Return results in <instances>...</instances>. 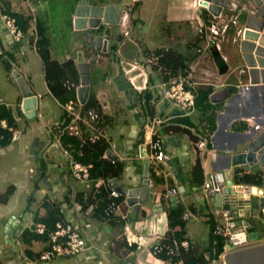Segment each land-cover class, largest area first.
Segmentation results:
<instances>
[{
	"label": "crops",
	"instance_id": "1",
	"mask_svg": "<svg viewBox=\"0 0 264 264\" xmlns=\"http://www.w3.org/2000/svg\"><path fill=\"white\" fill-rule=\"evenodd\" d=\"M38 1L39 0H37V2ZM116 1L118 0H108L103 3V0H91V2H88V4H112L116 7L119 14L124 10H127L128 7L130 16L128 35L123 36L121 33L120 35L119 33H116L115 35V25L109 27L106 24L100 22L99 27H101V31H99V28H93L90 30V32L94 36H101L107 39V51L101 52L89 47V45L85 42V35L89 32L87 27L85 29H77L81 32L80 37H77L76 34V39H69L70 42H68L69 48L74 47L71 49L73 54L70 53V49H64L62 53L63 59L59 57H52L50 48L54 46L51 42V36L47 34V29L46 26H44L42 19L36 15V6L32 0H29L28 2L29 9L22 7L23 2L21 3V0H5L4 4H6V8L3 9V11L10 14L13 13L12 15L16 17L17 22V15L19 17L22 16L25 20L27 19L28 27L26 30L29 31H31V20L33 18H35L37 21H40L42 28L45 29V35L49 40V54L52 59H55L59 62L73 59L76 62L78 53L81 52L84 62L89 64L90 72L91 68L99 73L102 72L101 74L103 76V83H100L96 88L94 86H96L98 82L93 84V79L91 80V73H89V89H91V91L95 94V97L101 106L102 113L105 114L110 120L108 126L109 128L112 126L117 127L119 124H128L131 120L135 122H130V138L128 137V139H123L120 137L121 140H123V143L116 141L114 142L112 136H108V139L110 140V150L112 154L117 157V160L124 162L125 171H123L126 172L127 176L126 185L123 186L117 183L118 186L127 189L141 186L143 180L142 175L144 169V159L139 156L140 145L143 144L146 149L148 148V142L150 139L149 126L152 124V118L157 116L161 120V123H156L155 130L156 135L160 137L163 142L165 158L162 162L158 163L154 159H150L148 157L150 156L149 150L147 153L148 178L150 180V186L146 201L149 200L151 191L152 199L148 204L139 202L137 209L133 210L127 204L126 198L122 196L123 199L119 200L116 204L114 216L109 219H95L94 215H92L94 214L92 212L94 206H89L88 208L82 209L80 204L75 203L74 193L85 191L89 188L90 183H80L72 177L69 171L70 155H66L64 153L65 148L62 146L61 141H57V138L54 136L53 132H51L50 126L55 121H59L60 115L62 113L61 110L63 108L49 91L48 93L51 96L52 104L42 101V94L34 92L33 89L29 87L33 94L37 95L39 103V107L37 109L41 108L42 105H45V107L48 109V112H50L51 120L48 121L44 126H41L43 129L41 132L45 133L48 139L46 142L38 139L34 144L36 146L40 145L43 147V151H45L43 153L33 154L35 157H37L39 163L36 166L30 168L28 171L29 179L26 182L33 185L35 195L33 196V193H28V203L25 209L18 216L10 215L9 218L1 224V227L3 225V243H0V264H165V262H170V264H187L183 259L179 261H172L171 258L163 259L161 256L152 258L149 253L152 245L157 240L156 236H165V233L168 231V210L173 209H171V202L169 199L170 196L167 194L172 188H178L179 190L183 188L184 194L186 193L184 197L182 194H180V202L182 206L177 207L176 209L183 208V210L187 209L194 212L193 203H202L201 206L198 205L199 209L198 211H195V213L196 216H202L204 223H208L207 226L209 225L208 241L210 236H212V238L214 237L212 235L214 217L211 213L213 208H230L226 204L229 200H233L236 202L234 205H236L237 208L230 209L236 212L237 215L246 219L247 222L250 223V214H254L253 210L255 205L252 204L251 200V207L247 209L243 205V197L235 193L233 190L232 191L235 194V199L230 195L226 200L223 199L224 201H221V206H217L215 196L212 197L210 194H206L203 191V184L201 187H198L191 183L188 175L190 169L194 165L196 157L199 155L196 152L192 141L189 139V135L180 131L175 133H167L164 130V126L169 125L171 121L179 119L183 120L182 122H184L187 118L185 117L183 119L182 117L187 115L189 118V116L194 114L197 109L194 108L188 114H184V112L171 101L166 100L163 97L161 91L162 76L157 71L151 69L150 65L148 64L151 56L155 55L156 51L161 50L162 52L164 48H167L168 52L173 53L174 56L176 54H180L187 59V67L184 68L183 71L188 78L189 87L195 93V96L198 93V87L201 85L211 87L213 92L225 90L227 92V96L230 93L232 97L229 100V104H232L234 112L227 111V114L224 115L221 111H216L215 130L213 133L209 134L208 125L206 122L201 120L200 115H197V123L192 122L190 119L186 120L189 122L188 126L185 123H176L180 128H187L195 136L206 137L207 139V152L200 157L204 171V181L209 173L205 168L203 159L207 156H210L212 158L210 165L211 171L213 173H223L224 170H227L224 187L227 186L226 183L229 180L232 184H235L232 181L235 169H241L247 173L255 172L251 169L252 165L247 163L239 165V167H230L231 165L229 157L234 153L245 151L249 142L260 135L261 131L263 130L262 129L261 131H258L254 129V126L259 125L261 128L264 127V85L251 86L247 84L248 80L246 76L242 80L241 77L231 78L235 70H238L239 67L230 69L229 57L222 52V43L228 41L233 43L238 42L240 46L242 34H238V30L244 31L246 17L249 13L254 14V8L249 7L250 5L248 6V0H230V2H233L236 5V8L234 10L226 9L223 10V12H227L231 16L235 17L236 22L232 23L229 20V28L224 37L220 40L221 50L218 52L209 48L202 53H197L196 48L201 46V43L197 39L196 27L201 22L209 23L211 21L208 9L203 6L199 9L194 8L199 0H183L184 2H182V0H174L175 3L170 5L174 11L171 12L169 16V23L166 25L163 24L162 21L160 22L161 25L164 26V29H160V33L163 30L166 32L165 35L168 37L167 39L169 44L162 43V39H160V41H158L153 48L145 46V48L142 50L137 49V39H134V37L130 35V31L131 29H136V31L145 33L148 31V23L143 18V14L146 10L147 12L153 14L156 12L154 7H149V3H151L153 0H130L127 3H123L120 9V2H118L119 5L117 6ZM77 2L78 0H76V3L74 4L76 8L73 6V11L71 14L72 17L70 19L71 31L74 33L75 31L73 30L74 28L72 21L76 18V9L78 7ZM137 5H140L142 8L140 12H138V14L142 16H139V19L135 16L133 11L135 9L137 10ZM0 9L2 8L0 7ZM6 9H8V12L5 11ZM154 16L156 17V14ZM243 16H245L243 22L239 23L240 17ZM160 20L161 19L159 18V21ZM187 24H189L188 27L186 26ZM26 37L29 38L31 42L33 41L31 35L29 37L25 35V38ZM122 38H129L130 42L128 45L125 44V46L121 49L119 43L121 42ZM144 39L145 37H143V40ZM31 42H25L28 45V48L23 44L13 43L10 35L7 33L5 27L0 21V56H5L6 54L10 53H13L14 56H18L21 55L25 49H27V51L32 49L36 52V49H34V46ZM113 44L116 45V50L111 52L109 48L110 45ZM119 49L121 50L122 54V60L120 63L123 62L121 63V65L123 64L122 68L125 66L123 69L124 72L123 70L122 72L126 74V76L128 75L127 78L129 83L124 82L120 78L121 72L115 71V66L109 67V64H106L105 62L101 64L103 61L101 58L102 54H107L108 59L110 58L116 60V53ZM239 49L240 48H238V50ZM3 52L4 54H2ZM213 52H217L220 60L226 66L227 71L225 73L219 72ZM239 54L242 57L240 51ZM224 57L226 60H224ZM1 64L5 69V73L8 75L10 72L6 70L3 63ZM103 67L109 69L111 74L110 76L107 75V70H105ZM13 69L14 68L12 67V70ZM178 69H180V67ZM133 71H135V74H131ZM170 72L172 73V71ZM237 72L240 74V68ZM138 74L142 76L140 78L141 84L135 83V79ZM2 76L3 73L0 72V80ZM149 76L150 80L148 79ZM191 76L193 80L190 79ZM130 80H132L133 83ZM125 83L129 87L126 86V88H123L124 85H126ZM6 84L11 85L9 81H7ZM109 84L115 85L116 88L120 89L121 91L130 88L126 91V93L132 101V104L130 103V105L127 106L129 112H124L126 115L130 114L129 117L125 114H122V107L117 105L116 102L114 107L109 110L106 101L109 100V96H113L109 93ZM112 91L114 92V90ZM149 93L152 95V97L149 99L148 106L150 110H154L152 118L147 116L143 110V107H141L144 103L142 95ZM11 95L12 93L6 95L5 91H0V103L5 104V106L11 109L13 112L15 124L10 123L16 129L14 140H10V142H13L16 141L20 136V131L18 129V119L23 115V113H21L23 111L20 104L22 101L21 98H8V96ZM210 103L214 104L211 101ZM18 108H20V112L17 111ZM232 113H235L236 115L233 116ZM36 116L42 120L39 111H36ZM193 148L195 152H193L194 154H190V151ZM46 154H48L49 157L45 156ZM191 156H193L192 161ZM128 159H131L130 163H127ZM172 169H175V173L172 171ZM259 169L261 172L260 167ZM160 178L163 180L162 183H159L158 181ZM11 185L13 186L14 191L9 199L14 195V197H17V193H23L24 188L22 185H18L17 187L13 184ZM153 187L156 189L152 190ZM161 196H163V199L165 200H163ZM8 200L0 202L7 203ZM47 203L51 209L56 206L59 217H61V221L71 223L73 226L79 229L84 236H86L88 241L93 245L91 249H88L86 252L77 254L75 256H59L53 257L49 260H41L40 255L49 248L48 240L44 241L43 239H32L28 243L19 241L20 235L25 229H30L37 223H43L39 222L37 218L45 216ZM256 205L258 214L259 201ZM1 218L3 217L0 216V221L2 220ZM261 219L262 221L260 222L264 223V218L262 216ZM175 229L178 230V227H175L174 230ZM261 233L263 234L264 238V232ZM184 239H192L190 236H188L186 225L184 227V238L181 240ZM220 239L222 240V238H219L218 240ZM207 247L203 250L204 253H199L197 251L199 250L197 248V244L195 245V248L193 247L183 252L187 253L188 251H191L192 255H197L198 257L199 255H202V257H204L205 264H213V260L217 261L216 259H210L214 255V250H211L210 257ZM205 253H207V256Z\"/></svg>",
	"mask_w": 264,
	"mask_h": 264
},
{
	"label": "rangeland",
	"instance_id": "2",
	"mask_svg": "<svg viewBox=\"0 0 264 264\" xmlns=\"http://www.w3.org/2000/svg\"><path fill=\"white\" fill-rule=\"evenodd\" d=\"M4 1L5 0H0V7L2 8V10L6 8ZM32 1L34 2L36 6V15H38V17L42 19L44 26H46L47 34L51 36V42L54 46L50 48L52 57L54 58L59 57L63 59V56H62L63 50L68 48L70 49V53H72L71 49L74 48V47L69 48L68 46L69 45L68 42H70L69 39H72V38L76 39L75 37L76 34H77V37H80L81 35V32L75 29L74 19L72 22H73V28H74L73 30L75 31V33L71 31V27H70L71 25L70 19L72 17L71 14L73 11V6L75 7L74 4L76 3V0H39L38 2L37 0H32ZM105 1H108V0H103V3H105ZM128 1L130 0H118L116 1V5L118 6L119 5L118 2H120V5H119V9H120L122 4L127 3ZM22 2H23L22 7H24L25 9H29L28 7L29 0H21V3ZM88 2L90 3L91 0H87V3ZM182 2L184 1L182 0ZM174 3H175L174 0H153L151 3H149V7H154V9H156V12L153 14V13L147 12L146 10L145 13L143 14L144 16L143 18L148 23V31L146 33L141 32V31H136V29L135 30L131 29L130 31L131 33L130 35L134 37V39H137V49L142 50L143 48H145V46L149 48H153L154 45L157 44L158 41H160V39H162L161 40L162 43L169 44V41L167 39L168 37L165 35L166 32L163 30L160 33V29L161 28L164 29V26L161 25L160 22L162 21V23L166 25L169 23V16L171 12L174 11L172 7H170V5H173ZM77 5L79 6V0L77 2ZM141 9L142 8L140 7V5H137V10L136 9L133 10L137 18L141 16L140 14H138V12H140ZM127 11L129 13L128 7H127ZM155 14H156V17L154 16ZM244 17L245 16L240 17L239 23L243 22ZM159 18L161 19L160 21H159ZM186 26L188 27L189 24H187ZM121 30L122 28H120V25L115 24V32H114L115 35L116 33H119L120 35ZM25 35L29 37L30 35H32V33L29 30H26ZM143 37H145L144 40H143ZM129 42H130L129 38H122L121 42L119 43L120 48L122 49L125 46V44L128 45ZM23 45H25L28 48V45L26 43H24ZM222 46H223L222 52L229 57L230 69L238 68V67L242 69L243 60L238 50V48H240L239 43L238 42L233 43L231 41H228V42H223ZM225 46H226V49H225ZM2 54H4V52ZM10 55L12 57V61H11L12 67L18 70L19 74L25 79L27 85L31 89H33L34 92L42 94L43 96L42 101L52 104L51 96L48 93V90L45 86V82L43 78L42 62L38 54L32 49L28 51L27 49H25L21 55L14 56L13 53H10ZM116 57H117L116 60L110 59V58L108 59L107 54H102L101 58L103 59V61L101 62V64L105 62L106 64H109V67L115 66L116 67L115 71L121 72L120 78L124 82L129 83V80L127 78L128 75L126 76V74L123 73L124 72L123 69L125 68V66L124 68H122L123 64L121 65L120 63V61L122 60V54H121L120 49L117 51ZM1 63L2 62L0 61V72L3 73V76L0 80V91H5L6 95H9V93H12V95L8 96V98L13 99L15 97H19L22 100L23 96H22L21 89L17 81L11 77V73L8 75L7 73H5V69ZM103 68L107 70V75L110 76L111 74L109 72V69L105 67ZM238 70H235L231 78L243 76L241 74H238L237 72ZM90 73H91V80L93 79V84L98 82V84L94 86L95 88L98 87L100 83H103V76L101 74L102 72L99 73L97 71H94L93 68H91ZM131 74H135V71H133ZM141 77L142 76L138 74V76L135 79L136 84H141L140 82ZM190 79L193 80L192 76ZM7 81H9L11 85H7L6 84ZM126 86L128 85L127 84L124 85L123 88H126ZM111 89L114 90V92ZM128 89L121 91L120 89H117L115 85L109 84V93L114 96V97L109 96V100L106 101L109 110L112 109V107H114V104L116 102L117 105L122 107V114L129 112L127 109V106L130 105L132 101L130 100V98L128 97L126 93ZM231 97L232 96L229 93L227 98H225L223 101L216 103L218 104L216 106V109L218 112L221 111L222 114L224 115L227 114V111L234 112L232 104L231 103L229 104V100L231 99ZM38 111L41 114L42 120L38 116H35L33 118H27L22 112L23 115L20 116L18 119V129L20 131L19 138L16 141L10 142L9 144L5 146L0 145V194L5 192L6 188L11 184L15 185L16 187L18 185H22L24 188L23 193H17V197H14L15 195L12 196L8 200L7 203L0 202V216L3 217L1 218L2 220L0 221V243L1 244L3 243V225L1 227V224L5 222L9 218L10 215L18 216L25 209L28 203L27 201L28 193H33L32 194L33 196L35 195L33 185L31 183L26 182L29 179L28 171L30 168L36 166L39 163L37 157H35L33 154L45 152L43 151V147H41L40 145L36 146L34 144L36 140L38 139L46 142L48 137L46 136L45 133L41 132V130H43L41 126H44L48 121L51 120L50 112H48V109L45 107V105H42L41 108L37 109V112ZM200 113L201 111L199 110L196 111L194 114L189 116V119L192 122L197 123V115L199 116ZM232 115L234 116L236 114L232 113ZM126 116L129 117L130 114H127ZM130 122L135 123L133 120H131ZM130 122L128 124H119V126L117 127L116 126H112L110 128L108 127V136L111 135L114 142L116 141L119 143H123L122 142L123 140H121L120 137H122L123 139H128V137L130 138V134H131ZM192 150L190 151V154H194L193 153L195 152L194 148ZM45 156L49 157L48 154H46ZM192 159H193V156H191V161ZM130 160L131 159H128L127 163H130ZM203 160H204V165H205L207 172L209 174H212L213 172L211 171V165H210L212 158L210 156H207ZM259 167H260L259 163H254L251 166V169L253 171H258V170L260 171ZM124 171L117 178V183L123 186L126 185V179H127L126 172ZM226 171L227 170H224L223 173L224 175L227 176ZM155 189H156L155 187L152 188V190H155ZM151 193H150L148 201L145 200L141 202L144 204H148L150 200L152 199ZM180 194H182V196L184 197L186 193L184 194V192L182 191L180 192ZM250 200L253 205H256L259 201V197L252 194L250 197ZM201 204L202 203H199V204L193 203L194 212L191 210L190 211L194 214V217L188 218L187 221H185L186 223L185 225H186V229L188 232V236L194 239V240L192 239L191 240L195 243V245L197 244V248L199 250L197 249L196 250L199 253H204L203 250L207 246H209V241H208L209 225L207 226L208 223L207 224L204 223L202 216H196L195 211H198L199 209L198 205L201 206ZM184 210H187V209H184ZM260 210H261V205H258L259 212L257 216H255L254 214H250L251 216L250 223L256 228H258L261 232L262 231L264 232V225L261 227V224H260V221H262L261 219L262 215H261ZM191 240H190L192 244L191 248L193 247L195 248V245ZM262 241L263 239H260L256 243H259ZM205 255L207 256V253H205ZM147 260L150 261L149 259ZM147 264H154V263H147ZM165 264H170V262H165ZM215 264H219V262L217 261Z\"/></svg>",
	"mask_w": 264,
	"mask_h": 264
},
{
	"label": "built area",
	"instance_id": "3",
	"mask_svg": "<svg viewBox=\"0 0 264 264\" xmlns=\"http://www.w3.org/2000/svg\"><path fill=\"white\" fill-rule=\"evenodd\" d=\"M200 7L202 6L199 4V2L194 6V8L196 9H199ZM235 8L236 5L231 2V6L229 8L220 7L219 13L217 15L209 12L211 21L209 23L201 22L196 27L197 39L201 43V46H198L196 48L197 53H202L209 48H211L212 50L214 49L218 52L221 50L220 40L224 37L229 28V20L232 23L236 22L235 17L231 16L227 12H223V10H234ZM0 21L5 27L7 33L10 35L13 43L24 44L25 42H31L29 38H25V33L18 24L15 16L0 9ZM118 24L122 28L121 35L127 36L128 29L130 27V16L127 10H124L120 13ZM30 32L32 33L31 37H33V41L31 43L34 46V49H36L35 42L37 29L35 25V18L31 20ZM242 33L243 30H238V34ZM166 51L167 48H164L161 53L152 55L148 64L150 65L151 69L157 71L162 77L166 76V79L161 82V91L163 97L176 105L180 110L184 112V114H188L195 108V93L189 87V81L186 74H184V71L181 70L177 73H171L165 68L163 62H161V58L164 57V52ZM224 60H226L225 57ZM130 81L133 83L132 80ZM247 84H249V82ZM64 86L67 88V90H77V88L79 87V85H76L73 81L70 80L66 81ZM216 92L218 91L211 93L209 97L211 98V96ZM78 105L81 106L82 104H80V102L78 101ZM64 108L67 111L68 120L65 123L63 122V120L61 122L55 121L50 126L51 132H53L54 136L57 138V141H60V137L64 133H68L70 136L81 139V127L79 125V122L88 127H91L92 131L94 132V135L90 138L91 140H95L97 138H104L105 140H108V126L102 118L101 111L93 107L87 109L84 115L81 116L79 110L74 108L71 104L64 106ZM151 123V126H149L150 139L148 142V150L150 152V156L148 157L160 163L165 158V150L161 138L156 135L155 125L156 123H161V120L157 116H154L151 120ZM254 129L258 131H261L263 129L261 131V134L264 132V127L261 128L259 125H255ZM5 132L6 135H10V140H14L16 129L8 122L7 119L3 118L0 119V138H3ZM170 132L171 131H169V133ZM207 143L208 142L206 137H198V140L194 142L193 146L199 157L207 152ZM108 151L111 152L110 148H108L107 151L103 154V157L110 159L107 156ZM64 153L68 155V152L66 150H64ZM110 160L115 161L117 159ZM69 162V171L72 177L77 182L89 183L90 169L92 168V164H85L74 161L71 155L69 157ZM225 181L226 176L222 172H214L212 174H209L203 183V191L206 194L221 193L225 185ZM100 183H103V181H100ZM229 187L232 188V190L241 197H247L250 199L251 195L253 194L259 197V201L264 200L263 180L259 187L236 183H231ZM176 194H179L180 200V190L178 188L170 189L167 195L171 197ZM110 196L112 198H118L121 195L116 190H113L111 188ZM110 208L114 209L113 206H111ZM260 212L262 217L264 218V205H261ZM211 213L214 217V224L212 229L214 240L212 241V244H216L219 238H222V240L224 241L223 252L218 255L217 259V261L221 264H223V257L226 253L248 248L255 245L256 242H258L260 239L264 240L263 234L259 230H257L258 238L250 241L248 237L250 230L247 229V226L245 224L247 220L237 215V213L230 208L222 209V207H216L212 209ZM191 217H194V214L190 210H184L180 215L181 220L184 222ZM249 225L251 226V228L254 227L251 223H249ZM34 231L36 233H44L45 225L43 223L35 224ZM156 239V242L152 245L149 252L152 258L160 257L163 255L168 258H176L180 255L181 252L189 250L192 246L190 240H181L175 238L174 236L168 237L166 235H157ZM92 246L93 245L88 241L86 236H84L79 229H77L69 222L60 220L55 222L53 230L50 231L49 248L40 255V259L49 260L53 257L59 256H75L77 254L86 252L88 249H91ZM227 247L229 248L226 249ZM217 261L213 260L212 263L215 264Z\"/></svg>",
	"mask_w": 264,
	"mask_h": 264
},
{
	"label": "trees",
	"instance_id": "4",
	"mask_svg": "<svg viewBox=\"0 0 264 264\" xmlns=\"http://www.w3.org/2000/svg\"><path fill=\"white\" fill-rule=\"evenodd\" d=\"M5 11L8 12V9H6ZM17 18L18 24L21 26L23 32L25 33L28 27L27 19L25 20L22 16L19 17L18 15ZM40 23V21H37L35 19V25L37 29L35 48L42 61L43 76L47 89L50 94L57 99V101L63 108L61 110L62 113L60 115L59 121L61 122L63 120V122L65 123L68 120L67 111L63 106L69 104L79 110L81 116H83L85 111L89 108L94 107L97 110L101 111V106L91 89H89V93L84 104L79 106L76 98V89L67 90V88L64 86L65 82L68 80L73 81L76 85L80 84V74L77 69V64L73 59L59 62L50 57L49 40L45 35V29L42 28ZM99 31H101V27H99ZM109 49L111 52H113L114 50H116V45H110ZM167 52L168 50L164 52V57L161 58V62H163L167 70L172 71V73H177L178 70L183 71L184 68L187 67V59L185 57L180 54H176L174 56L173 53ZM159 53H161V50L155 52V54ZM213 55L218 65L219 72L225 73L227 71V68L220 60L217 52H213ZM0 59L4 64L6 70L11 73V55L6 54L5 56H0ZM179 67L180 69H178ZM148 79L150 80V76ZM161 79H166V76H163ZM212 92L213 91L211 87L201 85L198 87V93L195 96V109H197V111H201L200 118L203 122L207 123L209 134L213 133V131L215 130V117L217 111L216 106L218 105L216 103H210L209 96ZM142 97L144 103L141 107H143L146 115L152 118L154 110H150L148 106L149 99L150 97H152V95L150 93L146 95L143 94ZM19 109L20 108L17 109L18 112H20ZM101 114L104 122L107 124V126H109L108 123L110 122V120L105 114L102 113V111ZM185 117L189 119L187 115L183 116L182 118L184 119ZM3 118L7 119L9 123L15 124L12 110L7 108L5 104L0 103V119ZM186 120L184 122H182L183 120L181 119L171 121L169 125L164 126V130L167 133L169 131L173 133L177 131L184 132L185 134L189 135V139L194 144V142L198 140V136L192 134L187 128H180L176 123H185L188 126L189 122H187ZM79 125L81 127V139L70 136L68 133H64L60 137L62 146L65 148L68 154L71 155L74 161L85 164H92V168L90 169V186L85 191L75 192L74 202L80 204L82 209L88 208L89 206H94V209L92 211L94 214L92 215H94L95 219H109L114 216L115 205L119 200L123 199V197L119 196L117 199H114L110 196L111 188L108 186V181L117 179L122 174L124 170V162L119 160L111 161L110 159L103 157V154L107 151L108 148H110V140H105L104 138L91 140L90 138L94 135L91 127H88L81 122H79ZM10 138V135H6L5 132L3 138H0V145L5 146L9 144ZM146 152L148 153V148L146 149ZM188 178L192 184L198 187L202 186L204 182V171L201 164V158L199 156L196 157L194 165L190 169ZM100 181H103V183H100ZM158 181L159 183L163 182L161 178ZM232 181L236 184H246L259 187L262 183V175L260 171L247 173L241 169H235ZM13 191V186L9 185L6 188L5 192L0 194V201L8 200ZM161 198L163 199L164 197L161 196ZM111 206H113L114 209L110 208ZM45 212L46 213L44 217L37 218L39 222H43L45 225L44 233H36L33 226L32 228H27L22 232L19 241L28 243L32 239H43L44 241L48 240L49 242V233L53 230L55 222L60 220L61 217H59L56 206L51 209L48 203ZM182 212L183 208L168 210V231L165 233L166 236H174L177 239L184 238L185 222L180 218ZM260 224L261 227L264 225L263 222H260ZM175 227H178V230H174ZM212 239L214 240V238L210 236L207 251L210 253L209 255L211 257V250H214V255L210 259L217 260L218 255L223 251L224 243L223 240L220 239L216 244H212ZM161 258L167 259L168 257L163 255L161 256ZM181 259H183L187 264H205V260L202 255H199V257L197 255H192L191 251H188L187 253L182 252L180 253L179 257L171 258L172 261H179Z\"/></svg>",
	"mask_w": 264,
	"mask_h": 264
},
{
	"label": "water",
	"instance_id": "5",
	"mask_svg": "<svg viewBox=\"0 0 264 264\" xmlns=\"http://www.w3.org/2000/svg\"><path fill=\"white\" fill-rule=\"evenodd\" d=\"M240 1V0H233ZM249 7L254 8V14H248L245 21L244 31L240 40V53L243 60V68L240 69L241 80L246 76L251 86L264 85V0H248ZM199 4L205 8H208L209 12L217 15L220 7L229 8L231 6L230 0H199ZM76 18L74 20V26L76 29L88 28L89 32L85 35V42L89 47L101 51H107V39L101 36H94L90 30L93 28H99L100 22L111 27L118 24L119 12L112 4L104 5L102 3L96 5H90L87 0H79V6L76 9ZM24 41V40H23ZM78 72L81 75L80 86L77 88V98L80 104H84L89 93V80L90 70L89 64L84 62L82 53H78L76 59ZM11 77L14 78L22 93L21 109L27 118H33L36 116L37 108L39 107L38 98L36 94H33L25 79L14 69L11 72ZM227 97L225 90L214 93L210 100L213 103L223 101ZM146 148L142 144L140 145L139 156L144 159L143 180L140 187L127 189L117 185V180L112 179L108 182V186L113 190H116L121 196L126 198L127 204L136 210L139 202L145 201L148 197L150 180L148 178V159L146 157ZM107 156L110 159H116L117 157L111 152H107ZM230 165L237 167L243 164L253 165L259 163L263 179L264 187V132L255 137L246 147L243 152H237L229 157ZM175 173V169H172ZM227 186L223 188L221 193L213 194L215 196L217 206H221V201L227 199L228 196L235 194L232 191L231 181H227ZM183 188L180 189V192ZM230 198V197H229ZM232 198V197H231ZM171 209L181 207L182 204L179 200V194L171 196ZM243 205L249 209L251 207L250 199L243 197ZM224 201V200H223ZM226 203V202H225ZM233 200H229L226 205L232 209H236ZM232 205V206H231ZM259 205H264V200L259 201ZM257 205H255L253 213L257 214ZM249 232V240L253 241L258 238L257 228L254 226L251 228L248 222H245ZM227 247L226 249H228ZM223 264H264V242L244 248L228 252L223 257Z\"/></svg>",
	"mask_w": 264,
	"mask_h": 264
},
{
	"label": "clouds",
	"instance_id": "6",
	"mask_svg": "<svg viewBox=\"0 0 264 264\" xmlns=\"http://www.w3.org/2000/svg\"><path fill=\"white\" fill-rule=\"evenodd\" d=\"M119 16H120V14H119ZM118 23H119V22H118ZM162 81H163V80H162ZM262 242H264V241H262ZM262 242H259V243H256V244H260V243H262ZM256 244H255V245H256Z\"/></svg>",
	"mask_w": 264,
	"mask_h": 264
},
{
	"label": "flooded vegetation",
	"instance_id": "7",
	"mask_svg": "<svg viewBox=\"0 0 264 264\" xmlns=\"http://www.w3.org/2000/svg\"><path fill=\"white\" fill-rule=\"evenodd\" d=\"M257 216V215H256ZM258 229V228H257ZM259 230V229H258ZM260 231V230H259ZM261 232V231H260ZM263 232V231H262Z\"/></svg>",
	"mask_w": 264,
	"mask_h": 264
}]
</instances>
